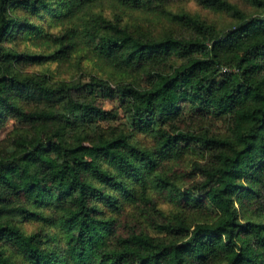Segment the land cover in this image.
I'll return each mask as SVG.
<instances>
[{
	"label": "trees",
	"instance_id": "trees-1",
	"mask_svg": "<svg viewBox=\"0 0 264 264\" xmlns=\"http://www.w3.org/2000/svg\"><path fill=\"white\" fill-rule=\"evenodd\" d=\"M172 1L0 0V129L19 125L0 147V240L27 264H264V0H196L221 26L171 12L187 37L127 20ZM128 203L140 217L109 212Z\"/></svg>",
	"mask_w": 264,
	"mask_h": 264
},
{
	"label": "rangeland",
	"instance_id": "rangeland-1",
	"mask_svg": "<svg viewBox=\"0 0 264 264\" xmlns=\"http://www.w3.org/2000/svg\"><path fill=\"white\" fill-rule=\"evenodd\" d=\"M232 1L238 3L240 6L244 7L247 10L251 9V7L242 0H232ZM182 11H187L193 14H199L203 18L209 20L210 22L216 23L218 26H221L229 21V18L225 13L205 8L199 5L196 0H174L169 5H167L166 9L162 10L161 12L155 15L149 14L148 17H143L141 15H136L134 17L127 16V20L131 24H133L136 27V29L142 30L144 33L150 36H157L165 31H173L174 33L180 36L187 37L191 34V32L187 28L179 24L171 14V12L178 13ZM12 45H14V47L17 48L18 50H23L25 48L31 47L32 42L30 43L27 40H16L14 44L12 43ZM31 48H35V47H31ZM55 65L56 64L49 67L44 65L43 67V66L29 65L23 63L20 65V69L26 72L44 73L53 76V80H57L58 78L61 77L64 79H72L78 76H87L91 74V72H97L98 69V67L92 63H87L83 67V70H80L79 67L72 65L54 70ZM99 74H101L100 71ZM85 78L87 79V77ZM184 122H185V126H184L185 128H196L198 130L201 129L202 127L204 128L209 126L214 132H223L226 128V122L224 120H214V118L211 117L202 118L197 115L194 116L190 115V116H186ZM108 125L129 127L125 119H121L119 121L107 122L104 125V127H107ZM16 127H19V125H17V122L13 119H9L8 122L5 124V126L2 129H0L1 148L7 144V141H5V139L8 137V135L11 132H13L16 129ZM137 139L148 146H154L156 144L155 138L151 135L138 134ZM155 195H156V200L158 201L160 206H163L164 208H166V210H170L172 208V204L170 202L164 201V199L160 195L157 194ZM109 212L117 215L118 218L120 219H122L125 216H130L133 214L140 217L138 210L129 203L124 206L122 212H114V211H109ZM38 226L39 225L36 222H30L26 225L29 231L37 228Z\"/></svg>",
	"mask_w": 264,
	"mask_h": 264
},
{
	"label": "clouds",
	"instance_id": "clouds-1",
	"mask_svg": "<svg viewBox=\"0 0 264 264\" xmlns=\"http://www.w3.org/2000/svg\"><path fill=\"white\" fill-rule=\"evenodd\" d=\"M182 187H186L182 186ZM219 187V185H217ZM165 196H167V192L164 193ZM234 208H236L238 211L240 209L239 204H234ZM48 214V213H45ZM250 215V212H249ZM7 222V221H4ZM57 246V242L53 241L52 245L46 246L49 250H51L53 247ZM64 241L59 242V247H65ZM0 253H3L6 258L9 259L10 264H27V261L24 260L23 256L20 254V252L14 247L10 246L9 244H5L3 240H0Z\"/></svg>",
	"mask_w": 264,
	"mask_h": 264
}]
</instances>
